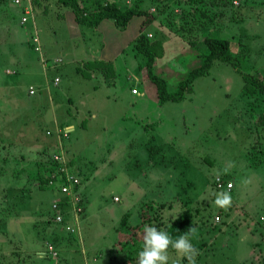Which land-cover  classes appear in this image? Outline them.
Segmentation results:
<instances>
[{"label":"rangeland","instance_id":"374dc122","mask_svg":"<svg viewBox=\"0 0 264 264\" xmlns=\"http://www.w3.org/2000/svg\"><path fill=\"white\" fill-rule=\"evenodd\" d=\"M110 1L155 16L145 32L156 55L153 72L169 91L202 64L206 35L229 39L241 70L264 79V0ZM31 3L34 22L22 24L20 6L0 0V264L79 262L70 238L77 236L54 221L52 207L61 202L69 219L74 206L50 179L38 178V161L56 149L46 115L56 119L54 130L69 122L68 113L82 123L63 145L80 179L77 189L89 196L87 232L99 222L126 225L132 209L135 217L118 238L141 239L139 250L145 226L163 229L190 209L196 264H264V94L215 61L185 99L162 102L146 56L133 46L144 16H134L124 30L110 19L90 28L57 0ZM28 145L26 158L18 150ZM217 174L232 188H217ZM222 191L232 197L227 210L214 204ZM81 196L74 200L82 204ZM169 255V264H188L175 251Z\"/></svg>","mask_w":264,"mask_h":264},{"label":"trees","instance_id":"16d2710c","mask_svg":"<svg viewBox=\"0 0 264 264\" xmlns=\"http://www.w3.org/2000/svg\"><path fill=\"white\" fill-rule=\"evenodd\" d=\"M186 1L189 3H195L199 0ZM57 3L62 8L64 7L72 10L77 24L90 28H96L103 20L110 19L117 28L124 30L134 16H144L145 19L141 23V30L133 42V46L137 52L146 56L148 78L156 86L157 95L162 102L168 100L176 102L185 99L187 93L192 89L195 79L207 74L215 61H221L231 65L235 72L241 75L247 88L264 94V79L255 76L253 73L241 70V60L238 55L232 53L231 42L229 39L206 35L203 38V43L206 49L205 53L202 55L204 58L202 64L193 68L188 76L179 83L175 91H169L165 79L153 72L156 55L152 49L153 42L147 36L145 29L152 23L155 16L149 13L148 10L142 9L137 5L122 7L110 0H57ZM33 28H35V26H33ZM188 41L190 45L194 46L197 44L196 40ZM100 63L103 62L100 61ZM261 121L264 124V114L261 116ZM60 125L61 127H64V124ZM41 127L42 126H40V129ZM38 163H40L38 168L40 176L38 178H40V181L47 182L55 172L57 162L53 161L52 154H48L45 162L40 160ZM193 217L194 213L192 210L184 209L174 219L168 220L164 223L162 230L167 231L174 239L178 238L187 233L190 227H193ZM169 250L174 251L171 248Z\"/></svg>","mask_w":264,"mask_h":264},{"label":"crops","instance_id":"0c3cea01","mask_svg":"<svg viewBox=\"0 0 264 264\" xmlns=\"http://www.w3.org/2000/svg\"><path fill=\"white\" fill-rule=\"evenodd\" d=\"M74 19H75V17H74ZM106 20L107 19L103 20L98 25V27H100L102 25V23H105ZM113 29H115V27ZM59 56H62V54H60ZM64 65H66V64H64ZM64 65L59 64L56 66V69H63L64 70V67H63ZM2 72H3V69H2ZM16 72L18 74V71H15L14 73H16ZM42 73H43V71H42ZM10 74H12V73H10ZM14 75H16V74H14ZM53 76L55 77L56 75H53ZM45 79L47 81L46 77L44 78V80ZM40 81L43 82L42 78L40 79ZM31 84H32V82H31ZM37 85H39V84H37ZM48 93L50 94V92H48ZM44 98H46V97L44 96ZM48 116L46 115V121H47L46 123H50L49 124L50 128L51 127L53 128L57 124L56 119L54 118L55 119L54 120L52 118H48ZM64 119L69 121L67 124L66 123L64 124V127H62V128H64V130L66 132H68L67 137H69L71 135V133H73V132L77 133L78 130L80 129V124L82 125V123H79V120H78L76 114L75 113H68V115L65 116ZM60 127H61V125H60ZM49 136L53 137L55 135H49ZM49 136H47V137H49ZM50 140L54 141V143H53V144H55L54 148H56V144H57L56 136L54 139H50ZM62 141H63V139H62ZM31 146H33V145H31ZM18 151H21V154L26 155L25 153L28 154L31 151L30 145H28L25 150L20 149ZM53 152H54V150H53ZM23 155H21V157ZM69 157H70V159H73L72 156H69ZM26 158H27V155H26ZM78 192H82L81 198L84 199V201L82 203L83 213L81 216V227H80L81 228V236H77V238H73V237H70L68 235L71 239H74V242H76V244H77L76 249H77V253H79V254L76 256V259H78V261H79L78 264H137L138 253L142 250V249L138 250V243L141 241V239L136 240V241L132 240V242H130V243H129V240L123 239L124 233L127 232L129 229L127 227H130L128 224V220H131V219H133V217H135L134 210H132V209L126 210L129 213V217H128L126 225L121 224L119 226V228L116 229L117 224L99 222L100 225L95 224V226L90 228V230H88V232H87L86 228H85V221L87 218L86 217L87 205H88L87 200H88L89 196L87 194V191L82 190V187H81V190L80 189L78 190ZM67 203L68 202H66V205H67ZM99 213H100V211H99ZM95 216H96V214H95ZM82 219L84 220L83 224H82ZM94 228L97 231V233H95V236L92 233L94 231ZM90 232H91L92 238L89 237ZM72 236H74V235H72ZM119 236L123 237L122 240H120V238H118ZM193 244H194V242H193Z\"/></svg>","mask_w":264,"mask_h":264},{"label":"built area","instance_id":"2783aa9c","mask_svg":"<svg viewBox=\"0 0 264 264\" xmlns=\"http://www.w3.org/2000/svg\"><path fill=\"white\" fill-rule=\"evenodd\" d=\"M14 2L18 5V7L20 6L19 8L22 14L21 23L25 24L26 22H34L33 7L31 0H14ZM32 41L34 49H36L37 51L42 50L40 35L38 31H36V29L34 31ZM54 81L57 83L59 81V78L56 77ZM34 92V86H30V93L33 94ZM46 133L48 135H55L57 139L56 149L52 153V159L54 162H57V167L55 169V172L50 177V183L52 185H56L59 191L66 195L68 197V200H70L74 206L72 216L69 219H65V214L63 213V204L61 202H54L52 205L54 211V221L63 225L67 233L72 234L74 236H81L80 227L81 216L83 213V205L80 204L79 197H76V200H74V195L78 193L77 186L80 183V179L70 170L69 159L66 155L62 141L64 137H67L68 132H66L64 128L59 127L57 125L54 130L51 128L47 129ZM215 184L216 187L219 189H231L233 185L231 182L225 183L220 178L216 180ZM230 184L231 188H229ZM216 220H220V217L218 215L216 216Z\"/></svg>","mask_w":264,"mask_h":264},{"label":"clouds","instance_id":"9594fccd","mask_svg":"<svg viewBox=\"0 0 264 264\" xmlns=\"http://www.w3.org/2000/svg\"><path fill=\"white\" fill-rule=\"evenodd\" d=\"M219 178V174H217ZM231 188V184L229 185ZM214 204L227 210L232 205V197L229 192L215 193ZM197 229L190 227L188 232L178 238H173L167 231L155 226H145L143 232V247L138 253L137 264H169V249H173L177 255L186 258L188 264H196L198 250L192 243L191 236H195ZM175 264V262H174Z\"/></svg>","mask_w":264,"mask_h":264}]
</instances>
